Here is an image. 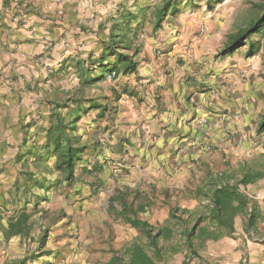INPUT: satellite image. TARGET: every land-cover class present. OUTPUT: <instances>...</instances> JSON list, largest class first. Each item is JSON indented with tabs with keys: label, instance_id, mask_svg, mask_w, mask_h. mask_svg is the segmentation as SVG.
Wrapping results in <instances>:
<instances>
[{
	"label": "crops",
	"instance_id": "0c3cea01",
	"mask_svg": "<svg viewBox=\"0 0 264 264\" xmlns=\"http://www.w3.org/2000/svg\"><path fill=\"white\" fill-rule=\"evenodd\" d=\"M123 4L122 0H0V99L3 100L2 97L8 95L21 99L29 95L35 98L40 96L39 93L31 94L23 88L24 85L41 80L40 65L54 66L55 69L62 59L77 52H82L85 56L92 51L97 55L101 49L98 46L108 33L106 26L102 30V36L98 33L101 27L99 25L105 18L103 15L114 14ZM26 7L31 8L32 12L24 14ZM59 9L62 10V14H58L62 16L61 19L47 18L51 16L46 13H54ZM41 12L43 14L37 16ZM58 15L55 16L59 17ZM24 18L26 25L23 26L27 29L17 28V24L20 25V20L24 21ZM44 18L47 19L43 20ZM210 26L208 28L212 27ZM159 32V45L164 50L162 55L165 57L154 61L148 51L139 54L137 74L135 73L133 81L139 92L137 95H127L129 104L118 105L120 123L115 124L118 135L110 136L106 133L104 137L108 142L104 146L109 147L102 154H93L88 158L92 162H108L110 170L107 175L116 179L113 183L117 189L128 187L130 191L139 190L147 195V213H143L144 218L143 215L140 216L148 221L153 209V201L148 193L151 187H161L167 193L168 188L172 191L180 185L179 189L183 190L190 177L189 171L193 170L192 166L200 163H203V168H206V164L214 165L216 156L209 155L207 149L216 146L221 151V146L225 148L227 144L222 137L248 130L263 104L259 101L260 83L248 81L239 86L234 84L239 76V68L246 65V60L236 61L234 54L225 56L224 59L213 58L216 51L213 48L217 46L214 33L197 43L191 42L197 53L191 57L190 52L186 53L184 50L185 42L170 34L166 23ZM56 37L58 41L45 51L47 45L51 44L48 40ZM43 89L52 92L49 88ZM215 92L217 96H214ZM30 111L25 101L21 107L17 105L15 111L0 113V128H5L3 131L6 135L8 131L11 134L12 130L15 131L28 122V118L24 117ZM199 119H204V123L199 124ZM34 125L40 130L46 123L38 122ZM1 137L0 148L4 149L2 145L10 144L12 137L10 141L6 139V142ZM14 158V153L0 158V210L2 202H6L9 197L7 193L10 192L16 174ZM203 177L204 174L200 178ZM262 183L258 180L251 188L260 187ZM254 192L255 196L248 195L258 199L262 209V218L255 232L246 233L245 220L238 217L234 223L235 232L231 236L204 241L202 248L194 253L190 252L192 255L189 262H185V258L190 255L184 251L159 264H264V205L260 201L264 197V190L256 188ZM96 195L97 193L91 194L90 199ZM87 203L96 207V202ZM108 205L107 201L105 208L110 216L104 219L106 228L102 235L107 240L115 235V244L119 245L111 243L114 249H120L134 238V228L130 229ZM91 211L95 215V211ZM1 215L3 214L0 212ZM94 222L98 221L94 219ZM93 234L96 236L94 230ZM258 236L261 238L257 239ZM98 241L91 240L94 250L100 248ZM29 257L33 258L32 255Z\"/></svg>",
	"mask_w": 264,
	"mask_h": 264
},
{
	"label": "trees",
	"instance_id": "16d2710c",
	"mask_svg": "<svg viewBox=\"0 0 264 264\" xmlns=\"http://www.w3.org/2000/svg\"><path fill=\"white\" fill-rule=\"evenodd\" d=\"M132 1L130 6L122 5L106 18L108 33L97 55L92 51L85 56L77 52L62 59L60 65L52 70V75L67 72L73 77L74 84L69 89L49 88L52 93L60 95L44 97L39 103L46 114L40 117L46 119V125L40 129L43 138L39 144L27 147L16 158L20 164L19 179L14 181L13 188L16 194H22L23 205L15 218L7 222L6 236L23 235L32 240L29 232L34 223L30 220L31 214L26 211L27 204L32 200L33 207L37 209L41 201H48L49 192L58 181L65 185L74 183L78 167L82 172L99 171L100 166L95 165L96 162L91 164L90 169H84L85 154L100 155L103 148L109 145L99 144L103 139L98 136L85 138L80 127L84 118L92 112L95 119L114 117L122 95L135 94L126 87L116 90L106 81L112 72L115 73L113 80L120 75L137 72V57L143 45L140 34L146 24L151 27V36H154L165 23L176 20L180 14L201 8L212 12L225 0H148L143 5L139 4V0ZM247 2L245 15L226 35L216 53L217 57L232 56L240 48L245 49L246 57L264 54V0ZM261 77L264 80V74ZM262 86L259 92L263 106L252 123L257 135L264 132ZM24 145L27 146L25 141ZM251 156L254 159H239L235 163L227 153L222 152L224 168L214 171L206 164L199 185L188 190L187 196L197 201L196 206L190 209L169 206L161 222L150 223L141 218L140 215L147 213L148 208L145 196L130 191L128 187L117 189L110 197L108 206L139 236L120 249L110 248L111 255L104 264H159L183 251L194 253L196 245L206 240L231 236L238 217L244 218L246 233L255 232L262 218V209L258 199L249 196L247 189L264 179V152L252 153ZM49 159L53 161L52 165H48ZM31 165L34 169L30 168ZM46 212L45 208L42 214ZM46 234L47 229L37 239L38 250L45 246ZM43 254V251L34 253L32 260H39ZM26 261L24 257L9 264H26Z\"/></svg>",
	"mask_w": 264,
	"mask_h": 264
},
{
	"label": "rangeland",
	"instance_id": "374dc122",
	"mask_svg": "<svg viewBox=\"0 0 264 264\" xmlns=\"http://www.w3.org/2000/svg\"><path fill=\"white\" fill-rule=\"evenodd\" d=\"M122 1H124L123 6H130L133 3L132 0ZM247 1L249 0H225L222 4L216 6L212 12L201 8L199 10L180 14L176 20L166 23L168 32L170 34H174L177 40L185 42V44H183V47H185L184 50L186 53L190 52L191 57H193V55H197V53L194 52L195 47L192 45L197 43L200 39H206L209 35L214 33V40L217 41V46L215 45L213 48L216 49L213 58L216 59V53L225 41L226 35L233 30L234 25L240 21L243 15H245L244 13L248 7ZM147 2L148 0H139V4L141 5L146 4ZM30 4L32 7V3ZM38 5L39 4H37V6ZM26 9L27 11L24 12V14L32 12L31 8L26 7ZM42 14L43 13L41 12V14H38L37 16H41ZM46 14L51 16L47 17L50 20H55L57 18L61 19L60 17H62L58 15V11ZM55 15H58L59 17H56ZM103 16H105V18H103L101 21L102 24L99 25L101 27L98 30L100 36H102L101 33H103L102 30L105 28V26L107 27L105 24L106 18L108 16L107 14ZM47 18H44L43 20H46ZM20 21L21 23L20 25L17 24V28L22 27L23 29H27L23 26L24 24L26 25V19L24 21ZM208 26L211 28H208ZM202 28L203 32H201ZM150 31L151 27L147 24L146 27L141 31L140 40H142L143 45L141 47L140 53L143 54V52L147 53L148 51L154 61L157 60V58L162 60V58L165 56L162 55L164 54V50L159 45L160 32H158L157 35L151 36ZM48 41H50L51 44L47 45V48L43 47V49L45 48V51L54 46V43L58 41V37H56L54 40ZM81 42L84 44V41ZM191 42L193 43L192 45ZM97 44L99 45V42L96 43V47L98 46ZM244 50V48H240L239 51L234 53L236 61H241L243 59L246 60V65L242 68H239V70L241 71L245 69L248 71L245 82L253 81L254 83H260L259 85L262 86V83H264V80L261 77V75L264 74V54L262 53L254 57H246L244 55ZM154 51H158V53H154ZM39 68L42 73V77H40L41 80L36 81L35 83L32 82L27 86L24 85L23 88L31 94L39 93L41 94L40 96L35 98L32 95H29L24 97V99L17 98L15 95H8L7 97L3 96L2 98L4 102L7 103V105H5L3 100L0 99V113H3L4 111L7 112L9 110L15 111L17 105H20L21 107L25 101L28 103V107L31 109V111L26 113L24 117L28 118V124H22L21 128L15 129V131L12 130L11 134L8 131L7 135L3 131L5 128H3V130L0 128V141L2 140L1 136H3L5 142L7 141L6 139H9L10 141L12 137L10 144L4 143L2 145L4 149L0 148V158L2 155H8L9 153L15 154L13 165L16 174L14 176V181L19 179L18 171L20 164L16 162V158L19 153L27 149L24 148V141L27 145H29L26 147H33V144H39L43 138L42 130L37 129L36 125H34L38 122L42 124L46 123L45 117L40 118L41 116H46V114L43 112L44 107L39 105L41 99L44 97L52 98L55 95H60L49 92L48 90L43 89V87L46 89L57 87L61 90L69 89L74 84L73 77L67 72H59L58 74L52 75L51 71L54 69V66L50 67L49 65H40ZM136 74L129 75L126 79L125 76L120 75L114 80H107L106 84L111 85L112 87L116 88V90L126 87L127 89L134 92V95H137L139 89H135L137 86H135L133 82ZM234 81V84L237 86H239V84L245 83L239 79V76L237 81L236 79ZM262 87L264 88V85ZM43 92H47L49 94L46 93L47 95H43ZM128 97L127 95H123L120 99V102H118V105H125V103L129 104L128 100L130 99ZM138 102H140V100ZM262 106L263 104L260 105V110L262 109ZM118 110L119 107L117 106L114 113L115 116L112 118L111 116L105 117L104 119H95L93 118L94 113H90L84 118L80 127V132L85 136V138L98 136L99 139H103L100 140L99 144H105L103 141L105 139L104 136L106 133L110 136L112 134L116 136L118 135V128L115 125L116 123H120L118 116L120 111ZM237 119H239V116H237ZM251 125L252 126H250L248 130L240 132L239 134L233 132L232 135L226 136V138L222 137L223 141L227 144L225 148L224 146H221V151L227 153L232 162H235L239 159L252 160L254 159L251 156L252 153L264 152V132L258 135L255 134V128L253 124ZM105 142L107 143L108 140ZM219 148L220 147L217 148L216 146H213L211 149H207V152L210 153L209 155L216 156L214 165L210 166L214 171L224 168L223 162L221 161L222 152L218 150ZM11 149H13V151ZM89 149H91V147H89ZM214 150L216 152H214ZM91 155L93 154H85L83 165H85V162L86 165L84 166V169H86L87 166L89 167L87 169H90L91 164L94 163V161L92 162V159L88 160ZM52 162L53 161L51 159L47 160L48 165H52ZM107 163L108 162L106 160L96 161L95 165L100 166L99 171L93 170L91 172H82L80 167H78L77 180L74 183L71 185H65L64 182L58 181L57 184L51 188L48 201H41V204L37 207V209L33 207L32 200L27 204L26 211L27 213L31 214L30 220L32 221V224L34 223L29 232L32 240H29L28 236H6L5 234L7 222L15 218L23 205L22 194L20 192L19 195L16 194L14 188L12 189V184L11 189H9L10 192L8 190L9 193H7V195L9 194V197H7L6 202H2L3 206L2 210H0V212L3 214L0 216V264H9L13 261H19L24 257L31 259V257H29L30 255L40 251H43L44 255L39 260L31 259L29 261L27 259L26 264H103L106 262L108 254L110 253L109 249L114 247L113 243L115 244V235L108 237V240L102 235L103 229L106 228L104 219H108L110 216L108 209L106 210L105 207L107 206V201L109 204L108 199H110L111 195L117 190V187L114 184L116 179H112L109 175H107L110 170L109 164ZM257 166H260V164ZM192 167L193 170H191L192 172L189 171L190 177L187 179L186 185L183 186V190L179 189V187H181L180 185L176 186L172 191L168 188L167 193H165L161 187H151L148 192L150 199L153 201L151 203L153 209L151 216L149 217V221L151 223L161 222L166 217L169 206L177 205L186 207L188 209L196 206L197 201L194 198L187 196L188 190H191L195 186L199 185L200 181L202 180L200 177L205 173V168H203V163ZM30 168L34 169V166L31 165ZM261 181L263 182L262 185L260 187L257 186L256 188L264 190V179H261ZM174 183L176 184L177 182ZM251 186L248 187L247 191L250 195L255 196L256 193L254 190H256V188H251ZM173 187L174 185L172 188ZM137 192L140 193V196L146 195L145 193L142 194L143 192L141 193L139 190H137ZM89 193H97V195L95 198L90 199L91 194ZM89 201L96 202V207L94 208L89 206L87 203ZM45 208L47 209V212L42 214V211ZM91 210L95 211V215H92ZM141 215H143L142 217L144 218V214ZM94 219H96L98 222H94ZM96 223H99V225H96ZM100 224L104 225L101 226ZM46 229L47 236L45 246L38 250L37 239ZM130 229H132V227ZM93 230L96 236L93 234ZM133 233L135 235L134 237L139 236V233L135 229L133 230ZM256 238L258 239L261 237L258 236ZM92 239L99 240L98 247L100 248H97L96 250H94V247L92 248ZM257 239H255V241H258ZM202 244L196 245V250L202 248ZM115 245H119V243ZM101 246H103L102 249ZM185 252L191 257L192 253L189 251ZM167 259L169 261V258Z\"/></svg>",
	"mask_w": 264,
	"mask_h": 264
},
{
	"label": "built area",
	"instance_id": "2783aa9c",
	"mask_svg": "<svg viewBox=\"0 0 264 264\" xmlns=\"http://www.w3.org/2000/svg\"><path fill=\"white\" fill-rule=\"evenodd\" d=\"M58 14H62V10L59 9L58 10ZM202 31V30H201ZM158 53V51H156ZM248 71L247 70H241L239 71V79H241V81L245 82L246 81V77H247ZM115 73L112 72L110 75H108V79L111 80L114 77ZM214 96H217V92L214 93ZM199 124H203L204 123V119H199L198 120ZM260 201L262 202V204L264 205V198H260ZM191 260V257H187L185 258V262H189Z\"/></svg>",
	"mask_w": 264,
	"mask_h": 264
}]
</instances>
